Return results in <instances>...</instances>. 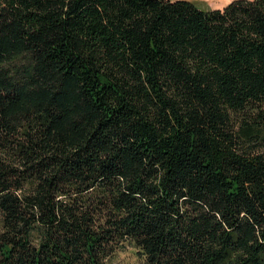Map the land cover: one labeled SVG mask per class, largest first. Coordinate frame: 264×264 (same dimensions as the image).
<instances>
[{"label":"trees","instance_id":"16d2710c","mask_svg":"<svg viewBox=\"0 0 264 264\" xmlns=\"http://www.w3.org/2000/svg\"><path fill=\"white\" fill-rule=\"evenodd\" d=\"M264 264V0H0V264Z\"/></svg>","mask_w":264,"mask_h":264},{"label":"rangeland","instance_id":"374dc122","mask_svg":"<svg viewBox=\"0 0 264 264\" xmlns=\"http://www.w3.org/2000/svg\"><path fill=\"white\" fill-rule=\"evenodd\" d=\"M197 5L206 8H224L225 5L233 0H192ZM114 264H141L140 257L136 250L128 247L125 251H121L114 257Z\"/></svg>","mask_w":264,"mask_h":264}]
</instances>
